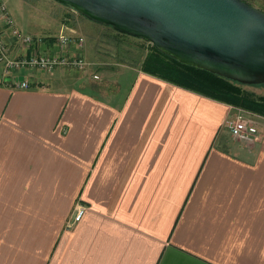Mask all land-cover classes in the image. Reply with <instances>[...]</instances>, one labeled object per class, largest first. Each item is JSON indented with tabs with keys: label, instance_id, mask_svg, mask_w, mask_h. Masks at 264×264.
I'll return each instance as SVG.
<instances>
[{
	"label": "crops",
	"instance_id": "1",
	"mask_svg": "<svg viewBox=\"0 0 264 264\" xmlns=\"http://www.w3.org/2000/svg\"><path fill=\"white\" fill-rule=\"evenodd\" d=\"M62 25L40 49L91 63ZM72 31L84 45L59 50ZM92 64L18 73L29 89L0 65V264H264V118L245 112L259 133L242 142L239 109Z\"/></svg>",
	"mask_w": 264,
	"mask_h": 264
},
{
	"label": "water",
	"instance_id": "2",
	"mask_svg": "<svg viewBox=\"0 0 264 264\" xmlns=\"http://www.w3.org/2000/svg\"><path fill=\"white\" fill-rule=\"evenodd\" d=\"M178 63L264 85V12L243 0H55Z\"/></svg>",
	"mask_w": 264,
	"mask_h": 264
},
{
	"label": "rangeland",
	"instance_id": "3",
	"mask_svg": "<svg viewBox=\"0 0 264 264\" xmlns=\"http://www.w3.org/2000/svg\"><path fill=\"white\" fill-rule=\"evenodd\" d=\"M2 2L17 27L27 35L56 36L59 34L60 26H63L62 23L76 26L86 39L84 43L87 58L91 61V63L87 61V69L95 66L92 62H97L99 65L95 68V72L100 76L101 83L106 78V73L110 74L107 72L110 67L108 68L106 64L142 63L148 53L150 43L130 36H116L113 28L92 22L55 0H2ZM249 2L250 5L264 12V0H249ZM99 50L101 52L97 54L96 51ZM111 76L115 77L117 74L113 73ZM247 87L248 90L264 96V85ZM259 120L264 122L262 119Z\"/></svg>",
	"mask_w": 264,
	"mask_h": 264
},
{
	"label": "built area",
	"instance_id": "4",
	"mask_svg": "<svg viewBox=\"0 0 264 264\" xmlns=\"http://www.w3.org/2000/svg\"><path fill=\"white\" fill-rule=\"evenodd\" d=\"M72 32L71 34H60L55 38L61 51L74 43L80 48L84 45V38ZM43 43L44 38L42 37L22 33L11 18L6 5L0 0V65L2 66V78L9 82V85L18 89H29L31 84L28 78L18 77V73L24 71L51 74L60 68L85 71L88 67L87 61L80 56L45 53L40 49ZM245 112L239 109L236 117L227 121V127L235 139L253 143L258 138L259 132L255 123L245 116ZM84 211L83 205L79 204L76 207L74 222L81 219Z\"/></svg>",
	"mask_w": 264,
	"mask_h": 264
},
{
	"label": "trees",
	"instance_id": "5",
	"mask_svg": "<svg viewBox=\"0 0 264 264\" xmlns=\"http://www.w3.org/2000/svg\"><path fill=\"white\" fill-rule=\"evenodd\" d=\"M243 1L250 4L249 0ZM116 34L121 37L127 36L118 32ZM51 40L54 41V38ZM141 70L207 98L264 118V96L248 90L247 86L237 82L182 65L158 51L152 44L148 47V53L141 63Z\"/></svg>",
	"mask_w": 264,
	"mask_h": 264
}]
</instances>
